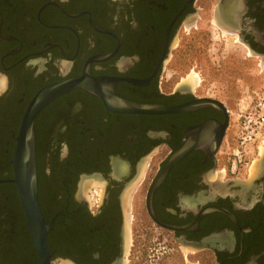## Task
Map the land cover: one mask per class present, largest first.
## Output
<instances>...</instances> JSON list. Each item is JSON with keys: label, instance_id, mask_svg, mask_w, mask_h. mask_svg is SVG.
<instances>
[{"label": "flooded vegetation", "instance_id": "flooded-vegetation-1", "mask_svg": "<svg viewBox=\"0 0 264 264\" xmlns=\"http://www.w3.org/2000/svg\"><path fill=\"white\" fill-rule=\"evenodd\" d=\"M215 33L264 65V0H0V264H38L14 154L35 98L74 80L32 119L49 264H264V154L238 168L232 110L190 80Z\"/></svg>", "mask_w": 264, "mask_h": 264}, {"label": "rangeland", "instance_id": "rangeland-1", "mask_svg": "<svg viewBox=\"0 0 264 264\" xmlns=\"http://www.w3.org/2000/svg\"><path fill=\"white\" fill-rule=\"evenodd\" d=\"M209 51L202 50L197 57V65L190 66L193 71L192 79L209 89V94L225 101L232 110V119L237 130L242 131L244 144L237 142V136L225 144L227 155L235 159L239 168V161L245 153L254 163V169L259 155L264 154V127L261 132L252 131L248 120L256 119L264 111V65H257L253 58L246 56L245 51L234 45L230 38H222L217 33L211 42ZM173 67L179 71V55L173 62ZM240 127H248L247 131ZM235 131V130H234ZM240 135V133H239ZM243 141V140H239Z\"/></svg>", "mask_w": 264, "mask_h": 264}, {"label": "water", "instance_id": "water-1", "mask_svg": "<svg viewBox=\"0 0 264 264\" xmlns=\"http://www.w3.org/2000/svg\"><path fill=\"white\" fill-rule=\"evenodd\" d=\"M82 87L81 81H69L55 85L40 93L32 103L31 107L25 113L22 121L18 144L14 154L15 184L17 185L19 195L26 213V218L31 231L33 244L38 254V264H49V252L46 244V234L48 227L43 222L37 202V174L34 152V139L32 135V119L40 107V100L53 98L59 94L72 89ZM43 94V95H42ZM120 110L127 113L154 114V113H176L184 110V107H166V106H148L119 100ZM194 145L184 143L176 152H174L164 167L161 169L158 177L153 183L156 187L166 172L177 162H179Z\"/></svg>", "mask_w": 264, "mask_h": 264}, {"label": "built area", "instance_id": "built-area-1", "mask_svg": "<svg viewBox=\"0 0 264 264\" xmlns=\"http://www.w3.org/2000/svg\"><path fill=\"white\" fill-rule=\"evenodd\" d=\"M249 128H252V131L261 132L262 127H264V111L258 114L256 119L248 120ZM248 129V127H246Z\"/></svg>", "mask_w": 264, "mask_h": 264}]
</instances>
